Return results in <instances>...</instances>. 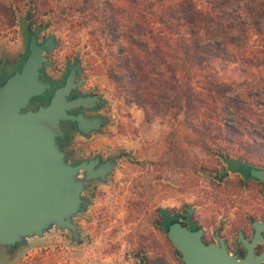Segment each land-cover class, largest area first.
I'll return each mask as SVG.
<instances>
[{"label": "rangeland", "instance_id": "1", "mask_svg": "<svg viewBox=\"0 0 264 264\" xmlns=\"http://www.w3.org/2000/svg\"><path fill=\"white\" fill-rule=\"evenodd\" d=\"M81 1L0 0V48L9 54L17 49L26 27L24 16L30 12L29 26L43 25L41 32L55 38L54 57L63 61L77 54L88 75L96 77L89 79L106 98L109 120L103 148L126 153L108 183L92 188L90 206L73 219L79 243L67 232L51 229L41 239L23 241L13 256L0 258V264H138L141 256L150 262L179 264L173 248L168 263L155 208L178 213L189 208L192 220L214 226L241 208L236 204L243 208L257 201L239 188L260 185L249 180L243 184L233 171L239 164L225 162L217 153L264 167V0H191L193 12L212 14L211 29L218 43L211 71L217 123L208 126L217 136L205 139L210 150L197 140H184L182 116L172 120L149 112L146 118L125 101L119 85L110 79L119 70L116 51L122 39L112 42L105 35L106 21L96 10L76 11ZM87 1L101 8V0ZM177 1L162 0L154 10L158 15L166 6L174 16ZM166 26L174 31V24ZM224 120L228 132L216 128ZM192 123L199 127L198 120ZM170 130L174 137L166 141L163 137Z\"/></svg>", "mask_w": 264, "mask_h": 264}, {"label": "water", "instance_id": "2", "mask_svg": "<svg viewBox=\"0 0 264 264\" xmlns=\"http://www.w3.org/2000/svg\"><path fill=\"white\" fill-rule=\"evenodd\" d=\"M44 28L30 32L28 55L21 71L0 86V250L5 251L14 243L41 239L51 229L67 232L71 241L79 243L73 219L84 210L83 185L90 179H102L111 166L107 163L95 170L84 164L72 166L63 160L55 143V138L63 136L60 122H75L81 133L91 125L80 115L66 113L85 102L66 100L70 78L53 92L46 106L27 109L28 101L41 96L48 87L35 78L42 52L56 45L52 38L38 45V34ZM248 176L264 184V170L252 168ZM200 234L201 230L189 231L180 222L167 227L166 238L183 264L264 261V254L253 257L250 253L243 260H236L222 246L202 244Z\"/></svg>", "mask_w": 264, "mask_h": 264}, {"label": "trees", "instance_id": "3", "mask_svg": "<svg viewBox=\"0 0 264 264\" xmlns=\"http://www.w3.org/2000/svg\"><path fill=\"white\" fill-rule=\"evenodd\" d=\"M160 2L101 0L99 9L82 0L76 11L96 10L106 21L105 35L112 42L122 39L116 51L119 70L110 79L119 85L125 101L141 109L146 118L149 112L172 120L182 116L179 124L185 128L184 140H197L210 150L205 139L217 136L208 130L210 124L217 123L216 80L211 71L218 43L211 29L212 14L193 12L195 4L191 0H178V14L172 16L164 6L157 15L154 6ZM167 23L175 25L174 31H168ZM194 119L199 121V127L192 123ZM228 124L224 120L216 128L228 132ZM261 133L264 135V128ZM174 134L170 130L163 138L170 141ZM217 155L226 158L221 153ZM174 222L171 219L168 224Z\"/></svg>", "mask_w": 264, "mask_h": 264}, {"label": "flooded vegetation", "instance_id": "4", "mask_svg": "<svg viewBox=\"0 0 264 264\" xmlns=\"http://www.w3.org/2000/svg\"><path fill=\"white\" fill-rule=\"evenodd\" d=\"M25 31L21 32L18 40L17 49L8 53L4 46L0 48V86L8 79L12 78L15 73H19L28 55L27 37L31 31L41 29L43 25L29 26L32 23L31 13L27 12L24 16ZM23 25V26H24ZM46 29V28H45ZM55 38L51 34H38V45L44 41ZM55 44L57 45L56 41ZM56 45L48 51L42 52L41 66L38 69V74L35 78L41 80L47 89L41 96L34 97L28 101L27 109L34 111L38 106H46L48 100L53 92L62 87L67 78H70L71 86L69 88L66 100H85L83 106L70 108L66 113L68 115H80L82 118L88 120L91 125H88L85 133L77 131L75 122H60L59 128L63 136L55 138V143L59 151L63 154V160L72 166L84 164L86 167L92 166L95 170L97 167L104 164H111L108 172L103 174V178L90 179L83 185L82 201L84 203V210H86L91 203L92 188L96 185H105L113 175L116 164L119 158L125 156L126 152L121 150H111L103 148L104 139L106 136V129L108 125V118L106 115L107 101L104 94L95 87L93 80L89 78L86 68L83 66L82 58L77 54L65 57L63 61L54 57L53 53ZM75 143L76 146H75ZM225 162H235L239 166L235 171L244 184L246 181H253L260 185V187H240V191H245L249 196L247 198H254L257 200L252 204L239 205L241 208H235L231 211L226 222L215 223L214 226H202L197 221L190 218L191 210L189 208L182 212H169L165 209L155 208L158 214L157 228L164 235V246L169 254L172 245L166 238V230L170 225L171 219L175 222H180L189 231L201 230L200 241L204 245H215L223 247L225 251L236 258V260H243L249 253L256 257L264 254V184L250 178L248 172L250 169L264 170V167L255 166L247 163L245 160H229L223 158ZM232 171V170H231ZM81 174H84L80 171ZM239 199V198H238ZM243 204V203H242ZM190 210V214L187 212ZM255 225L257 228H255ZM23 245V241L14 243L9 252H0V258L13 256L16 250ZM176 256H178L179 264H183L180 254L173 249ZM138 264H164L159 259L148 261L144 256L138 260ZM260 264H264V261Z\"/></svg>", "mask_w": 264, "mask_h": 264}]
</instances>
